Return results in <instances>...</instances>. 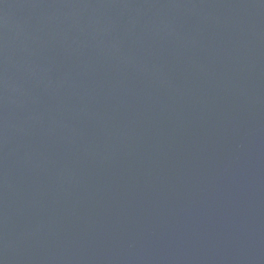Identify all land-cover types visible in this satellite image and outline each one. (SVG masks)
I'll use <instances>...</instances> for the list:
<instances>
[{"label":"water","instance_id":"obj_1","mask_svg":"<svg viewBox=\"0 0 264 264\" xmlns=\"http://www.w3.org/2000/svg\"><path fill=\"white\" fill-rule=\"evenodd\" d=\"M0 264H264V0H0Z\"/></svg>","mask_w":264,"mask_h":264}]
</instances>
